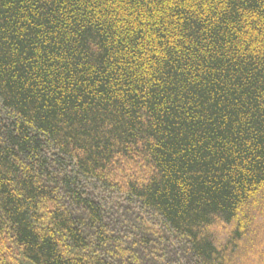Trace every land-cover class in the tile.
<instances>
[{"label": "trees", "instance_id": "trees-1", "mask_svg": "<svg viewBox=\"0 0 264 264\" xmlns=\"http://www.w3.org/2000/svg\"><path fill=\"white\" fill-rule=\"evenodd\" d=\"M263 203L264 0H0V264H264Z\"/></svg>", "mask_w": 264, "mask_h": 264}, {"label": "rangeland", "instance_id": "rangeland-1", "mask_svg": "<svg viewBox=\"0 0 264 264\" xmlns=\"http://www.w3.org/2000/svg\"><path fill=\"white\" fill-rule=\"evenodd\" d=\"M264 204V203H263ZM256 207V206H255ZM220 230H222V229H218V231H217V229H216V231L218 232L217 234L218 235H221V232H220ZM8 249L9 250H11L12 251V247H10V246H7L6 247V245H3L1 242H0V259L1 260H5V258H6V256H7V254H8ZM12 254V253H11ZM14 254V253H13ZM14 261H13V259H11V261L9 262V263H13Z\"/></svg>", "mask_w": 264, "mask_h": 264}]
</instances>
